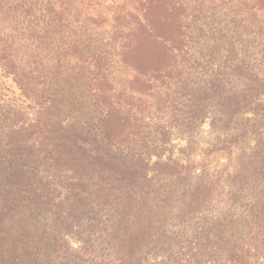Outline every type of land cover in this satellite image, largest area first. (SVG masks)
Here are the masks:
<instances>
[{
    "label": "trees",
    "instance_id": "trees-1",
    "mask_svg": "<svg viewBox=\"0 0 264 264\" xmlns=\"http://www.w3.org/2000/svg\"><path fill=\"white\" fill-rule=\"evenodd\" d=\"M230 6L264 28V0H0V264H140L178 245L168 230L196 208L152 205L138 136L203 11ZM199 54L232 75L218 47ZM258 152L247 185L231 181L240 193L264 184V142ZM23 209L49 216L40 237L6 219ZM185 236L191 251L210 238Z\"/></svg>",
    "mask_w": 264,
    "mask_h": 264
},
{
    "label": "rangeland",
    "instance_id": "rangeland-1",
    "mask_svg": "<svg viewBox=\"0 0 264 264\" xmlns=\"http://www.w3.org/2000/svg\"><path fill=\"white\" fill-rule=\"evenodd\" d=\"M190 38L189 56L176 59L175 77L153 99L154 121L146 120L138 136L140 153L144 158L151 154V163L137 180H150L152 205L171 197L173 204L191 206L196 212L169 228L168 236L177 246L157 248L140 264H264V184L259 185V194L248 187L240 193L231 184L237 176L241 185H247L264 142V47L258 44L264 28L232 6L205 9ZM212 47L222 50L228 64L234 63L227 69L232 75L218 74L220 63L209 67L206 60L199 61L200 50ZM217 74L223 79H216ZM79 143L87 153L97 154L94 145ZM155 143L161 147L157 151ZM159 161L181 171L162 172L167 166L158 168ZM9 218L22 224L20 233L36 224V238L49 216L32 218L23 209ZM225 222L227 228L219 229L218 224ZM200 227L212 230L196 233ZM200 233L210 238L193 251L178 242L180 235L190 239Z\"/></svg>",
    "mask_w": 264,
    "mask_h": 264
}]
</instances>
